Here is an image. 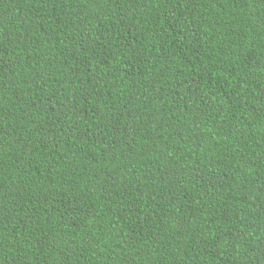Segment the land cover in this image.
Listing matches in <instances>:
<instances>
[{"label":"trees","instance_id":"trees-1","mask_svg":"<svg viewBox=\"0 0 264 264\" xmlns=\"http://www.w3.org/2000/svg\"><path fill=\"white\" fill-rule=\"evenodd\" d=\"M0 264H264V0H0Z\"/></svg>","mask_w":264,"mask_h":264}]
</instances>
